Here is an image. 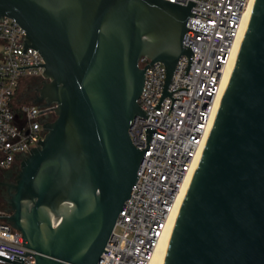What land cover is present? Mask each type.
Returning <instances> with one entry per match:
<instances>
[{"label": "water", "instance_id": "95a60500", "mask_svg": "<svg viewBox=\"0 0 264 264\" xmlns=\"http://www.w3.org/2000/svg\"><path fill=\"white\" fill-rule=\"evenodd\" d=\"M193 3L166 0H0L45 61L34 104H56L45 138L21 155L5 220L36 264H98L138 178L144 151L130 129L148 57L164 94ZM163 264H264V0H254L207 142Z\"/></svg>", "mask_w": 264, "mask_h": 264}, {"label": "built area", "instance_id": "2783aa9c", "mask_svg": "<svg viewBox=\"0 0 264 264\" xmlns=\"http://www.w3.org/2000/svg\"><path fill=\"white\" fill-rule=\"evenodd\" d=\"M193 3L184 45L165 95L166 68L148 57L139 61L145 81L130 136L144 156L129 199L98 264H150L185 181L207 142L222 76L240 34L250 0H166ZM41 53L26 46V32L13 19L0 20V177L46 136L56 104L21 101L32 77L45 79ZM0 210V264H36L20 231Z\"/></svg>", "mask_w": 264, "mask_h": 264}, {"label": "bare ground", "instance_id": "6f19581e", "mask_svg": "<svg viewBox=\"0 0 264 264\" xmlns=\"http://www.w3.org/2000/svg\"><path fill=\"white\" fill-rule=\"evenodd\" d=\"M253 3H254V0H250V3H249L248 8H247V11L245 12L244 17H243L241 31H240V34H239V36L237 38V41L235 43V46H234L230 61H229L228 65H227V67L224 70V73H223V76H222L220 94H219V98L217 100V104H216V108H215V114L213 116L212 124L214 122V119H215L219 104L221 102V99H222L226 84L228 82V79H229L233 64H234L236 56L238 54L239 47H240V44H241V40H242L244 31H245L249 16H250V12H251ZM201 155L202 154H200L199 157L197 158V161H196L195 168H194L193 172L191 173V175L187 178V180L184 183L182 191L180 192V194H179V196L177 198L174 211L172 212L171 216L168 219L166 229H165L164 234H163V236H162V238H161V240H160V242H159V244H158V246L156 248L155 254H154L150 264H163V262H164V258H165V254H166V251H167L168 243H169V240H170V237H171V234H172V230H173V227H174L176 219H178L177 215H178L179 210L181 208V205H182V202L184 200V197L187 196L186 192H187L188 186H189V184L191 182V179H192V177H193V175L195 173V170H197V166H198L199 160L201 158Z\"/></svg>", "mask_w": 264, "mask_h": 264}, {"label": "flooded vegetation", "instance_id": "af4514ba", "mask_svg": "<svg viewBox=\"0 0 264 264\" xmlns=\"http://www.w3.org/2000/svg\"><path fill=\"white\" fill-rule=\"evenodd\" d=\"M46 83L45 79L32 77L27 80L25 88L21 94V101L34 103L40 98V90ZM54 116L47 118V123H52ZM22 157H18L16 163L8 170L4 171L0 177V210L7 213L10 209L9 198L11 197V185L16 184V176L21 168ZM7 216H10L7 213Z\"/></svg>", "mask_w": 264, "mask_h": 264}, {"label": "rangeland", "instance_id": "374dc122", "mask_svg": "<svg viewBox=\"0 0 264 264\" xmlns=\"http://www.w3.org/2000/svg\"><path fill=\"white\" fill-rule=\"evenodd\" d=\"M25 88V85L22 87L21 93L23 92V89Z\"/></svg>", "mask_w": 264, "mask_h": 264}]
</instances>
